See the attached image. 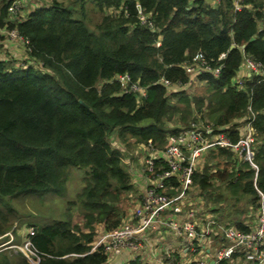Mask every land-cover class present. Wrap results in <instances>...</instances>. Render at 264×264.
<instances>
[{
	"label": "trees",
	"instance_id": "1",
	"mask_svg": "<svg viewBox=\"0 0 264 264\" xmlns=\"http://www.w3.org/2000/svg\"><path fill=\"white\" fill-rule=\"evenodd\" d=\"M14 1L0 0V28L17 30L26 39L27 60L24 66L0 60V237L22 220L15 200L33 197L43 204L49 195L62 197L73 169H79L85 172L81 192L50 223L30 222L35 228L31 242L40 264H107L103 249L92 251L95 224H105L108 231L118 227L133 191L125 153L109 141L117 136L127 148L133 139L162 146L167 134L178 131L166 121L180 116L185 127L205 106L217 126L243 119L252 108L258 172L248 163L230 162L233 153L220 150L216 175L206 166L196 184L213 192L217 177L228 183L220 190L234 198L235 206L247 194L257 204L258 191L264 202V78H247L243 89L235 83L244 54L264 66V0H245L241 11L234 0L218 7L205 0H93L102 12L94 29L84 12L87 0L80 1V10L65 0H50L26 20L10 14ZM143 14L153 27L141 24ZM198 54L212 69L223 66L218 78L206 72L199 76L209 96L168 95L162 78L188 83L182 65ZM124 75L129 83L120 80ZM134 83L146 89V98L131 91ZM239 138L234 130L232 140ZM236 167L241 172L235 181ZM227 197L213 200L221 204ZM75 213L83 216L89 232L74 224ZM236 221L233 217L230 224L247 230L245 222ZM0 264L31 263L7 249L0 252Z\"/></svg>",
	"mask_w": 264,
	"mask_h": 264
},
{
	"label": "built area",
	"instance_id": "2",
	"mask_svg": "<svg viewBox=\"0 0 264 264\" xmlns=\"http://www.w3.org/2000/svg\"><path fill=\"white\" fill-rule=\"evenodd\" d=\"M208 2V0H205ZM226 0H210V5L218 7ZM245 0H234L233 5L237 11L244 8ZM22 11V2L15 0L10 8V14L18 16ZM127 12V8L124 10ZM149 16L143 14L139 17L141 24L153 27ZM10 36L18 41L26 43V39L17 30L10 31ZM159 42V41H158ZM161 43L156 46L159 47ZM225 54L219 60H224ZM183 64L182 68L186 75L191 78L188 83H173L162 78L168 95L185 91L189 88L200 70L211 73L215 78L221 74L223 66L211 68L202 54L193 58L191 65ZM247 70L250 76H260L264 78V66L262 63L244 54V61L241 66ZM203 72V73H204ZM202 74V73H201ZM199 77V76H198ZM122 82L130 81L128 75L120 77ZM239 89H243L244 83H240ZM131 91L142 97H147L146 89L134 83ZM139 100H141L139 98ZM245 121L244 135L237 142L232 140V132L229 127L216 126L209 121L197 116L179 131L169 133L165 137L164 145L159 146L153 140H148L139 146V154L134 161L130 155L124 161V166L129 165L128 174L131 178V186H146V191L138 194V203L130 215L123 218L122 223L113 230H109L102 239L93 246L92 251L103 249L108 257L124 250L132 253H140L145 249L144 239L150 232L158 233L160 228L166 227L177 236H186L190 243L185 248L186 253L191 256L188 264H264V202L263 194H260L258 210L251 208L249 220L245 222L247 230L238 226H220V218L215 214V208L208 202L209 190H203L195 182V177L203 173L208 159H211V152L216 150H226L239 155L244 162H249L254 168V158L256 154L255 143L257 140L256 129L254 127L255 115L251 107H248V116ZM135 142L136 140H132ZM216 165L210 162L209 171L216 172ZM241 170L236 167L235 181ZM216 182V181H215ZM225 187L227 182L222 183ZM225 202H222V205ZM188 205L185 214L179 220L169 218L165 215L168 210L176 211ZM209 208L214 211L212 214ZM218 215L224 213L222 206L218 207ZM202 218V219H201ZM14 230L4 237L8 238L1 244L0 252L7 249L21 252L27 260L40 263V257L35 250L31 236L35 234V228H27V234L21 244L16 243ZM221 231L222 234L219 232ZM160 234V233H158ZM219 236V248L215 254H210L206 250L208 243L215 236ZM210 252V251H209ZM167 264H177L174 257L167 255ZM107 259V262H108ZM28 260V261H29ZM31 262V263H32Z\"/></svg>",
	"mask_w": 264,
	"mask_h": 264
},
{
	"label": "crops",
	"instance_id": "3",
	"mask_svg": "<svg viewBox=\"0 0 264 264\" xmlns=\"http://www.w3.org/2000/svg\"><path fill=\"white\" fill-rule=\"evenodd\" d=\"M38 1H40V0H31V3L29 5H25L24 7H22V11H21V14H22L21 18L22 19H20V20H26L27 19L28 14L31 13L33 6ZM43 2L45 4L40 6L39 8L44 7V6H48L50 4V0H43ZM208 3H210V2H208ZM32 4H33V6H32ZM13 20L14 19H12V21ZM261 28H262V26H261ZM0 60H15V61H17V65H20V66H24L26 63V60H27L25 46L23 45L22 42L13 39L10 36L9 30L7 28H0ZM203 72H204V70H200V73H203ZM252 77L253 76H250L248 74L247 70H245L244 68L241 67L240 72H239V74L235 80V83L239 85L241 82L242 83L246 82L247 78H252ZM197 79L199 80L200 77H197ZM203 82L205 83L206 81H203ZM238 89H239V86H238ZM205 103L207 104L208 102H205ZM206 108L207 107L205 106L204 108H202V110L205 111V110H207ZM247 116H248V110H247V115H245V117L243 119L242 118L236 119V120H234L233 123H231L227 126H224V127H229L232 133H234V130H238L240 132V137H241L244 135V132H245V123H246L245 121L247 120L246 119ZM178 117H180V116H177L174 119L175 122H176V120H179ZM179 122H180V125L171 126V129H173V130L177 129L179 131L180 128H184V126H182L183 125L182 121L179 120ZM218 127H220V126H218ZM256 135H257V129H256ZM141 144L142 143H140V142H136V141L133 142L132 141L131 146L129 148H127L119 140V143L115 144V145L120 146L122 148V150L125 153V160H127V158L130 155H133L134 161L137 162L136 156H138V154L140 152L139 146ZM257 144H258V137H257L256 143H255L256 151H257ZM220 153H221L220 150H216V151L211 152V156H215L216 158H221L219 156ZM231 155H232L231 156L232 160L237 164V166L242 164V163H244V164L248 163L250 165V167L252 169H254L256 174H257V172H258L257 166H256L257 168H254L251 165V163L244 162L242 159H240L239 155H237L236 153H233ZM222 160H223V158H222ZM254 160H255V158H254ZM224 162L228 163L226 160ZM209 164H210V159H208L206 166L209 167ZM254 164H255V162H254ZM243 165H242V167H243ZM125 167L128 170L129 165L126 163ZM214 168L217 169V163H216ZM221 169H222V167L220 168V170ZM243 169L246 170L245 168H243ZM216 179L218 180L217 186L221 187V189L226 187V186L224 187L222 185V183L219 181V179L217 177L213 181V187H214V185H216V182H217ZM215 180H216V182H215ZM144 188L146 189L145 185H144ZM144 188L142 189L140 186H137V187L134 186L133 187V191L129 195V211H128L127 215H130L132 213L133 209L135 208L136 204L138 203V201H137L138 200V194L146 191ZM216 190L219 191L220 189L214 187L213 192H215L221 196L223 195V197H225V198L227 197V196H225V192H223L221 190L219 192H217ZM251 198H252V196L250 194L241 196L239 198V203L235 206L234 201H233L234 198L232 199V201H230L231 196H228L227 197L228 203H233V204L230 205V207L227 211L225 210L224 213L226 214V217H227V213L230 212L231 208H232L230 220L232 221V218L235 217V218H237V221L234 223H236V224H242L243 223L244 224V222L249 220L250 214L252 213V211L249 210V207L254 208L256 210L260 209V208H258L260 200L257 202V204H254L253 202H251ZM183 207L184 208H180L179 210H176L173 212H172V210H168L166 212V214L168 213V216H170L169 218H175V219L179 220L185 214V211H186V208L188 207V205H184ZM213 211L214 210L212 208H209V212L214 214ZM76 214L77 213L74 214V218H73L74 224L78 225L82 229L83 232H89L85 228V219L79 215H76ZM215 214H217L216 216L219 219L220 217H219L218 213L215 212ZM246 217H247V220H246ZM12 230H15V229L13 228ZM107 232H108V230H107V227L105 224H103V223L95 224V236L93 238L92 246H95V244H97ZM26 233H27V227L17 228L16 232H15L16 235H14L16 243L17 242L21 243V241L23 242L24 236L26 235ZM158 233H160V234H158ZM158 233L150 232L148 234V236L144 239L145 249L142 250L140 253L134 254L130 250L120 251V252L112 254L109 257L107 264H167V258L166 257L168 254H170L172 257H174L177 264H188L189 259L191 261V256H189L186 253V251L184 250L187 247L186 245H188L190 243V240H188V238L185 235L184 236H177L170 229H168L166 227L160 228V231ZM157 237L158 238L161 237V238H163V240L160 242V240H157ZM218 244H219V236L216 235L213 238V240L208 243V248L206 249L208 251V253L215 254V252L219 248ZM183 250H184V252H183ZM12 251L15 254L17 253L15 250H12Z\"/></svg>",
	"mask_w": 264,
	"mask_h": 264
},
{
	"label": "rangeland",
	"instance_id": "4",
	"mask_svg": "<svg viewBox=\"0 0 264 264\" xmlns=\"http://www.w3.org/2000/svg\"><path fill=\"white\" fill-rule=\"evenodd\" d=\"M20 1L22 2V7H24L25 5H29L31 3V0H20ZM80 1L81 0H65V4L71 5L75 9L77 8V10H80V8H81V2ZM76 2H79V3L77 5H74V4H76ZM44 4L45 3L43 2V0L38 1L34 6L32 4V6H33L32 11H35L36 9H38L40 6H42ZM84 4H85L84 12H86L87 20L89 21L90 27L92 29H94L96 24L100 23L102 20V12L99 10V8L97 7L96 3L93 0H87L86 3H83V7H84ZM158 43H160V41L157 42L156 45ZM188 65H191V64L189 63ZM200 74L201 73H199V75ZM199 75L195 76L194 82L189 88H187L185 91H181V92H183V94L194 97V96H201L203 92H207L206 91V89L208 88L206 85L207 82H205L206 83L205 84L203 82L204 80H200V79L198 80L197 77ZM190 79L191 78H189V80ZM205 94H206V96H209L208 92ZM197 116H201L203 119L214 124V121L211 118L210 112H208V110H205V111L201 110V111H195L194 115H192L188 119V125L191 122L195 121L197 119ZM178 118H179V120H181L180 117H178ZM174 119H172L171 121H166L167 126L170 128V130H173V129H171V126L180 125L179 120H176V122H175ZM111 138H112V136L110 137V139ZM109 142L111 143V145H115V144L119 143V139L116 136L114 139L110 140ZM221 160H222V157L216 158L215 156H211L210 162H214V163L218 164ZM231 160H232V158L230 159V162H231ZM232 162H234V161L232 160ZM214 167H215V165L212 166V168H214ZM211 172H213V171L211 170ZM216 172H217V169H216ZM216 172H214L213 175H216ZM84 178H85V172L84 171H81L79 169H73L72 174L70 175V177L66 181V193H65V195L62 197H60L58 195H53V196L49 195L46 197L45 201L43 200V202H44L43 204H41V203L37 204L39 201L37 199H39V198L36 199L33 197H30L28 200L27 199L24 200V202L21 200H15V202H13L14 208H16L18 210V213H21L23 211L21 213L23 215L21 216L22 220L17 222V224H16L17 226L15 224H13V228L14 229L21 228V227H27L28 228V227H30V224H29L30 222L35 223L37 225H45V224L50 223L53 219H56V218H53L54 214L58 215V214H63V212H67L68 208H69V205H68L69 201L75 200L76 196L81 192L82 188L84 187ZM217 183H218V180L216 182V185H214V187L221 189V187L217 186ZM216 191L219 192L220 190L219 191L216 190ZM218 195L219 194H217L215 192H211V191H210V194L208 195V198L212 197L211 198V200H212L211 205L213 206V208H215L214 212H217V208L220 206H222V211H224V210L227 211L229 209L230 205H232L233 203H228L227 200L222 205H220L219 202H214L213 199H215ZM126 203L128 205V208H129V196H128V200L126 201ZM119 206L124 208L123 201L120 203ZM249 210H251L250 207H249ZM41 213H43V214L41 215ZM230 213H232V208H231ZM76 215L83 217L79 213H77ZM166 215H168V213ZM230 216H231V214H230ZM219 217H220V226L221 227H225V226H227V224L230 225V223H231L230 219H228V216L226 217L225 213L219 214ZM85 223H86V221H85ZM219 232L222 234L221 231H219ZM157 240H160V242H161L163 240V238L157 237ZM3 243H5V242L3 241L1 244H3ZM17 243L21 244L20 242H17ZM184 250H183V252H184ZM29 262L31 263L32 260H29ZM35 262L36 261L32 262L31 264H35Z\"/></svg>",
	"mask_w": 264,
	"mask_h": 264
},
{
	"label": "water",
	"instance_id": "5",
	"mask_svg": "<svg viewBox=\"0 0 264 264\" xmlns=\"http://www.w3.org/2000/svg\"><path fill=\"white\" fill-rule=\"evenodd\" d=\"M208 2H210V0H208ZM253 40H255L254 38L251 40V41H253ZM234 45H232L231 46V49H234ZM85 107H87L88 108V105H86L83 101H80ZM210 264H214V261H212Z\"/></svg>",
	"mask_w": 264,
	"mask_h": 264
},
{
	"label": "bare ground",
	"instance_id": "6",
	"mask_svg": "<svg viewBox=\"0 0 264 264\" xmlns=\"http://www.w3.org/2000/svg\"><path fill=\"white\" fill-rule=\"evenodd\" d=\"M20 42H22V41H20ZM22 43H24V42H22ZM25 44V43H24Z\"/></svg>",
	"mask_w": 264,
	"mask_h": 264
}]
</instances>
